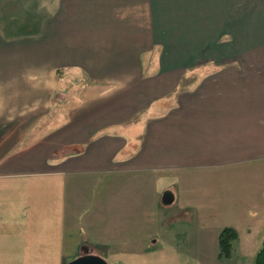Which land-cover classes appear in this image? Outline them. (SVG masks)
Wrapping results in <instances>:
<instances>
[{
	"label": "crops",
	"instance_id": "1",
	"mask_svg": "<svg viewBox=\"0 0 264 264\" xmlns=\"http://www.w3.org/2000/svg\"><path fill=\"white\" fill-rule=\"evenodd\" d=\"M19 1L0 0V264L117 252L210 264L223 229L237 235L225 264H255L264 41L154 72L163 60L125 41L134 0Z\"/></svg>",
	"mask_w": 264,
	"mask_h": 264
},
{
	"label": "rangeland",
	"instance_id": "2",
	"mask_svg": "<svg viewBox=\"0 0 264 264\" xmlns=\"http://www.w3.org/2000/svg\"><path fill=\"white\" fill-rule=\"evenodd\" d=\"M194 2L199 13L196 8L194 11ZM134 4L121 10H127L121 21L130 30L125 41L132 46L134 55L163 60L162 65L157 59L156 63L151 61L150 71H190L195 66L190 58L218 56L216 51L222 42L264 41V0H134ZM211 8L215 10L214 26L207 24ZM23 32L29 30L23 28ZM86 83L82 81L83 87ZM117 253L99 258L106 264H206L202 258L188 256L152 253L130 257ZM225 260L220 256L209 258L210 264H225Z\"/></svg>",
	"mask_w": 264,
	"mask_h": 264
},
{
	"label": "trees",
	"instance_id": "3",
	"mask_svg": "<svg viewBox=\"0 0 264 264\" xmlns=\"http://www.w3.org/2000/svg\"><path fill=\"white\" fill-rule=\"evenodd\" d=\"M236 232L232 229H223L218 237L219 256L228 258L231 252V243L236 239ZM255 264H264V240L262 245L255 256Z\"/></svg>",
	"mask_w": 264,
	"mask_h": 264
},
{
	"label": "water",
	"instance_id": "4",
	"mask_svg": "<svg viewBox=\"0 0 264 264\" xmlns=\"http://www.w3.org/2000/svg\"><path fill=\"white\" fill-rule=\"evenodd\" d=\"M68 264H106V263L97 256L87 254L69 262Z\"/></svg>",
	"mask_w": 264,
	"mask_h": 264
}]
</instances>
